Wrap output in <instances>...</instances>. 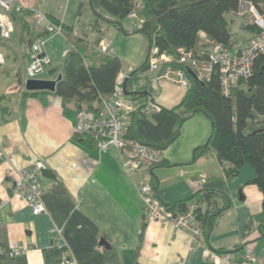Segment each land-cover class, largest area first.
Segmentation results:
<instances>
[{
    "label": "crops",
    "instance_id": "crops-1",
    "mask_svg": "<svg viewBox=\"0 0 264 264\" xmlns=\"http://www.w3.org/2000/svg\"><path fill=\"white\" fill-rule=\"evenodd\" d=\"M24 2L21 5L42 10L50 20L59 19L73 26L75 34L111 42L124 72L135 70L148 58L149 41L143 34L126 35L107 26L101 33L96 32L91 25L89 0L78 4L74 23L67 22L72 0ZM227 20L229 29L240 37L237 46L257 35L253 29H246L252 25L246 14H229ZM127 21L126 29L136 26L128 18ZM41 32L35 28L32 35L40 36ZM205 35L200 34V41ZM17 38H12L14 56L5 54L6 64L15 65L12 70L18 79V90L0 94V151L18 169L43 161L51 175H42L45 212L34 215L26 201L13 197L16 175H8L9 163L0 160V200L4 202L0 210V264H56L61 253L52 246L50 229L54 225L64 228L79 264H216L206 251L217 250L232 251L228 254L234 262L253 254L256 261L247 264H264L263 194L250 183L256 177L255 169L245 165L238 176L228 178L230 164L221 163L213 150L192 163L195 149L205 145L213 131L207 116L190 117L180 137L162 151L164 162L130 178L121 161L131 155L128 150L122 155L114 149L100 154L96 146L89 148L75 139L74 122L79 108L74 102L65 103L56 91L25 93L23 78L30 63L32 41L25 45ZM66 42L61 36L47 39L45 52L51 56L52 65L39 78H48L52 68H58L54 78L63 74V59L69 50ZM10 74L6 72L7 79ZM143 77L149 78L147 87L161 108H175L188 92L171 82L155 80L149 72ZM141 82L144 85L146 79ZM201 175L206 181L202 194L197 195L194 181ZM146 182L155 183L156 196L164 204L199 201L203 211L211 213L228 208L215 218L209 234L203 232L201 238L195 239L187 232L148 219L139 192ZM202 197L206 200L200 201ZM196 224L200 227L199 221ZM12 243L22 249L14 259L6 254Z\"/></svg>",
    "mask_w": 264,
    "mask_h": 264
},
{
    "label": "trees",
    "instance_id": "trees-1",
    "mask_svg": "<svg viewBox=\"0 0 264 264\" xmlns=\"http://www.w3.org/2000/svg\"><path fill=\"white\" fill-rule=\"evenodd\" d=\"M136 1L143 4L139 13L143 22L140 26L126 29L124 22ZM243 4H252L264 13V0H89L88 7L92 15L91 25L96 32L101 33L102 28L107 26L126 35L141 33L148 39L147 60L140 67L127 72L125 82L127 95L138 99L151 95L147 87L149 78L143 75L149 72V52L153 47H158L161 53L173 55L177 61L178 50L197 49L200 34L205 33L207 37L232 49L237 46L240 37L229 29L227 14H238ZM13 18L15 32L25 45L37 37L32 35L36 24L31 11L23 15L13 14ZM51 21L62 24L63 33L70 44L63 59V79L58 82L55 94L65 103L74 102L79 109L85 106L91 111L99 110L102 99L110 97L117 78L124 72L122 61L118 57L100 56L96 50L100 40L92 41L86 35L75 34L73 26L59 19ZM246 29L259 33L253 25H248ZM42 35H45L44 31ZM173 65L185 69L191 80L186 96L175 108H161L151 115L145 113L142 105L129 115L126 138L164 151L180 137L182 126L190 117L204 114L212 121L213 131L207 143L195 149L192 163L213 150L221 163L230 164L226 172L228 178L238 176L245 165L252 166L256 177L250 183L262 192L264 207V56L257 59L254 74L246 81L245 88H236L230 97L224 96L221 91L218 70L209 82L201 83L184 64L174 62ZM145 79L142 85L141 81ZM75 139L89 148L95 146V141L87 135L76 133ZM163 162L162 159L158 164ZM152 186L156 193L154 182ZM202 192L203 189L195 194ZM199 200L205 201L206 197ZM198 202L183 200L165 205L175 213L186 212L192 204L198 205L196 222H200L202 234H209L215 218L228 207L211 213L203 211ZM229 252L232 251H216L219 254Z\"/></svg>",
    "mask_w": 264,
    "mask_h": 264
},
{
    "label": "built area",
    "instance_id": "built-area-1",
    "mask_svg": "<svg viewBox=\"0 0 264 264\" xmlns=\"http://www.w3.org/2000/svg\"><path fill=\"white\" fill-rule=\"evenodd\" d=\"M142 8L143 4L136 1L128 16V19L138 26L143 22L139 17ZM26 11L32 12L36 26L44 25L45 35L37 36L31 42L30 63L23 78L24 85L27 80L39 78L51 67L52 58L45 52L47 39L54 36L65 38L62 24L53 23L42 10L25 7L16 3L15 0H0V42L11 40L15 33L13 14L23 15ZM238 14H246L251 24L259 30L256 36L244 42L243 45L231 49L205 35L197 49L180 48L177 61L173 55L161 53L158 47H153L149 52V73L153 74L155 80L168 81L188 90L191 87V80L185 69L173 65L174 62H177L191 69L201 83L209 82L214 72L218 70L221 91L226 97H230L233 91L240 86L245 88L246 81L254 74L257 59L264 56V13H261L252 4H243ZM96 50L103 56L117 57L115 46L107 40H100ZM5 64L6 55L0 50V65ZM127 78V72H122L119 75L113 93L108 99H102L99 110L91 111L87 107L78 109L74 131L75 134L91 137L100 154L114 149L118 151L119 155H122L124 150H128L131 155L121 158V161L125 174L133 178L140 170L157 165L162 160V151L141 144L137 140L126 138L129 115L142 105H144L147 115L159 112L161 107L155 102L154 94L144 99H136L127 95L125 89ZM1 159H5L9 163L6 173L16 175L13 197L26 201L34 215L44 213L42 175L43 171L47 169L45 162L38 161L30 168L18 169L14 166L11 158L0 151ZM205 181L206 177L202 175L194 181L197 191L203 189ZM139 192L148 219L164 226H172L177 231L187 232L195 239L202 237V229L196 224L195 217V213L199 209L198 205L192 204L186 212L175 213L169 210L156 196L151 183L142 184L139 187ZM3 206L4 202L0 200V210ZM50 233L53 241L52 246L61 253L60 260L56 264H79L64 235V228L54 225L50 229ZM206 253L216 264L222 262L247 264L256 261L253 254L246 255L241 262H234L228 253L219 254L211 251H206ZM6 254L9 258L14 259L22 254V249L19 244L12 243Z\"/></svg>",
    "mask_w": 264,
    "mask_h": 264
},
{
    "label": "rangeland",
    "instance_id": "rangeland-1",
    "mask_svg": "<svg viewBox=\"0 0 264 264\" xmlns=\"http://www.w3.org/2000/svg\"><path fill=\"white\" fill-rule=\"evenodd\" d=\"M25 0H15L16 3L20 4H25ZM82 0H72V3L69 7V11L67 14V22L68 23H74L77 17V14L79 13V3ZM88 11V10H87ZM86 11V12H87ZM229 14H227L228 17ZM131 21V20H130ZM131 21L130 23H132ZM126 26H129V22L126 20L125 22ZM134 23V22H133ZM37 32H41L44 30V25L43 26H35ZM15 38L19 37V34L15 32L13 35ZM66 39V38H65ZM67 48H69L70 44L66 42ZM10 47V48H9ZM12 48H13V42L12 41H1L0 42V50L7 54L9 53L10 55L14 56L12 53ZM52 51V50H51ZM103 56V55H100ZM12 61V59H11ZM15 66L13 62H8L6 65L2 66L0 65V94L6 93V92H16L18 89V79L16 78V74L14 73L12 67ZM7 71H10V77L9 79L6 78L5 74Z\"/></svg>",
    "mask_w": 264,
    "mask_h": 264
},
{
    "label": "water",
    "instance_id": "water-1",
    "mask_svg": "<svg viewBox=\"0 0 264 264\" xmlns=\"http://www.w3.org/2000/svg\"><path fill=\"white\" fill-rule=\"evenodd\" d=\"M188 71L193 77L196 78L195 73L191 69H188ZM57 72H58V68H52L48 71V78H37V79L27 80L25 83V89L28 92H40V91L55 92L58 82H60L63 79V74L61 73H59L57 77L54 78ZM43 174L51 175V172H49L48 170H44ZM53 177L55 178V176Z\"/></svg>",
    "mask_w": 264,
    "mask_h": 264
}]
</instances>
